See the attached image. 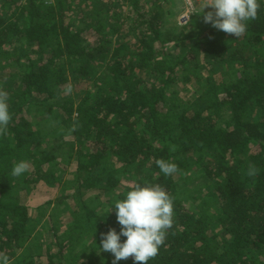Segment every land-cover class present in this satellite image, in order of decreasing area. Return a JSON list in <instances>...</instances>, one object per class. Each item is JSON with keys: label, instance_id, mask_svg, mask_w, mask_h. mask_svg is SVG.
<instances>
[{"label": "trees", "instance_id": "16d2710c", "mask_svg": "<svg viewBox=\"0 0 264 264\" xmlns=\"http://www.w3.org/2000/svg\"><path fill=\"white\" fill-rule=\"evenodd\" d=\"M124 1L136 14L133 30L142 28L140 62L127 45L113 42L122 27L119 17L107 23L82 19L79 25L75 17L66 21L65 14L80 12L77 0H0V53L14 44L19 72L0 79L12 114L8 135L0 136V252L10 264H109L115 257L102 251L101 234L110 228L120 232L115 201L135 183L147 181L175 197L174 225L148 264H264V4L259 1L258 18L248 21L246 33L237 38L212 26L198 36L171 28L165 33L166 10L159 0L151 2L149 14L140 11L139 0ZM17 12L23 13L21 24ZM89 27L99 33L90 43L82 37ZM169 38L175 52L187 46L186 40L189 50L168 54ZM199 62L197 96L179 98L170 83L189 81ZM137 69L158 73L161 82L148 85ZM223 72L229 73L225 80ZM68 82L73 95L52 101L58 95L52 86ZM35 107L46 109L56 146L45 139L44 118L27 117ZM74 121L79 128L68 135ZM72 149L79 167L75 185L68 192L60 187L58 197L31 207L30 216L31 191L40 181L58 187ZM161 158L176 163L179 171L165 176L155 163ZM21 160L30 169L14 177L12 169ZM250 163L259 169L255 177L246 175ZM207 185L208 191L200 193ZM94 190L104 197L101 206L70 211L59 237L43 246L42 234L55 230L59 221L47 206ZM211 230L220 235L218 248L211 246ZM25 242L22 257L14 260L15 248ZM51 244L57 248L54 255Z\"/></svg>", "mask_w": 264, "mask_h": 264}, {"label": "rangeland", "instance_id": "374dc122", "mask_svg": "<svg viewBox=\"0 0 264 264\" xmlns=\"http://www.w3.org/2000/svg\"><path fill=\"white\" fill-rule=\"evenodd\" d=\"M80 3V12H78L76 15L73 13V10H68L65 12L66 14V21H71L73 18H76V24L82 25V19H85L87 23H90L91 21H95L96 19H101L104 23L107 22H113L117 20L119 17V20L122 22V27L120 28V31L112 35L113 42L116 44H125L128 47L129 51H132L133 54H136L135 61L140 62L142 59H144L143 54H138L139 52H144V45L143 43L139 42L138 39V33L142 30V28H137L136 30H133V27L136 25V14L132 12L131 8L128 6L126 1L124 0H77ZM153 0H139V8L142 13L149 14L151 9V2ZM163 7L165 8L166 12H164V19L165 24L163 27V32L167 33L169 31V28L174 30H183L188 31L192 30L194 31V35L198 36L200 34H203L207 32L211 28V24H206L203 20V14L207 13L208 11H211V8H205L204 13L200 7V0H196L194 2V12L192 13V21L188 26H185L184 28H180L178 23L176 22L175 15L180 12V8L182 7V2L179 3V1L176 0H159ZM50 2V0H48ZM50 3H53V0H51ZM9 8H14L15 6L11 4H7ZM76 6V3L72 5V8ZM91 9H94L95 13L93 16V11ZM98 13V14H97ZM17 22L21 24L23 22V13H18ZM91 16V17H90ZM90 17V18H88ZM87 18V19H86ZM108 26H105L107 28ZM82 37L88 41L89 43L92 42L94 39H97L99 37V33L94 30V27L86 28L82 32ZM175 41L173 38H169L166 40V47L168 50V54L172 53H181L183 51H188L190 48V42L189 40H186V47H177L176 52L173 48ZM14 44L7 45L5 48H2V52L0 53V79H5L6 77L10 78H16L17 75H19L18 68H17V57L16 55L13 56V53L15 50H13ZM5 50V51H4ZM194 52V51H193ZM189 53V52H187ZM195 55V54H194ZM200 54H197V58ZM35 54H32V57H34ZM198 60V59H197ZM146 62V59L144 60ZM22 64L24 65V62L22 61ZM203 66L199 62V67L191 71L190 73V80L189 81H181L180 79L176 80V82L170 83L171 86L169 87L170 91H174L175 94L178 95L181 99H194L197 96L198 91L200 90V85L198 80L196 79V76L200 77L202 74ZM137 73H139L140 76L144 77V79L147 81L148 85H154L161 82V78H158L157 75H159L156 72H150L148 74H145L144 71H140L139 69L136 70ZM228 74L226 72H223L221 74V78L223 80L228 78ZM70 84V82L62 85L60 88L56 85L52 86V90L56 92L57 97L52 101L57 102V99L60 96H67L73 95V91L71 94L65 95L64 90L65 87ZM27 117L32 120L36 118H44L45 115L47 117V111L44 108L35 107L34 109H31L29 112H27ZM32 113V115L30 114ZM43 125L47 132L45 136V139L47 141L53 142L55 139V135L51 128V122L44 118L42 120ZM50 124V125H49ZM55 142V143H54ZM54 146H56V142L58 140L54 141ZM77 145L75 144L73 149H76ZM73 149L71 151L72 153V159L70 158V161L68 165H66L65 168H63L62 171L59 172L60 175V182L57 188H51L46 185H44L41 181L36 185L33 191H31L30 195L28 196L27 205L30 206V216H32L34 213L32 212V208H34L36 205H39L48 199H55L58 197L61 193L60 187H64L65 190L68 192L70 191L73 186L76 183V174H77V168L75 163H73V160H75V154H73ZM82 164H85V162H82ZM190 173L193 175V178L195 177V174L193 173L194 167L190 166ZM80 171H83V168H80ZM205 179L196 177L197 183H204ZM195 183L189 182V186L191 188L197 189V187L194 185ZM200 193L204 194L208 191V185L202 186L199 189ZM196 195V190L193 191ZM63 193L64 190H63ZM104 197L103 196H97V190L87 192L86 194L82 195L80 198H68L65 200L64 203L59 204L58 202H54L52 204H49L47 208L49 209V213L56 214L59 217V221H56L57 224H54L55 230L48 229V233L44 232L42 234V244L43 246H47V243H52L54 241V235L56 237H59L61 234V230L64 228V224L67 222H70L71 219V212L70 211H81L83 210V205H86L90 209H98L102 202ZM197 198L190 201L191 205H195L197 202ZM194 207V206H193ZM34 216L33 218H35ZM36 221L39 223L42 221L35 218ZM52 221V220H50ZM53 222H51V225L49 227L53 228ZM62 225V226H61ZM39 228H37L38 230ZM209 239L212 240V247L218 248L220 246V235L218 234L217 230H211V232L208 233ZM33 238V237H31ZM30 238V239H31ZM37 241V240H36ZM26 243H20L19 246L15 248V256L13 257L14 260L19 259L23 255V249L26 246ZM86 243V241H85ZM51 249L49 250L51 254H56L57 248L51 244ZM217 251V249H216ZM218 252V251H217ZM12 259V260H13ZM42 259V258H41ZM115 259V258H114ZM112 257H110L109 264H112V261L114 260Z\"/></svg>", "mask_w": 264, "mask_h": 264}, {"label": "clouds", "instance_id": "9594fccd", "mask_svg": "<svg viewBox=\"0 0 264 264\" xmlns=\"http://www.w3.org/2000/svg\"><path fill=\"white\" fill-rule=\"evenodd\" d=\"M200 7L203 13L205 8H211V11L203 14L206 24L240 38L247 31V22L258 18L260 3L259 0H200ZM72 91V85L68 84L64 93L67 95ZM11 120L9 93L0 88V136L8 135ZM78 128L79 124L74 121L67 129V134L71 135ZM170 150L175 152L176 146L173 145ZM155 163L165 176L179 171L174 162L161 158ZM29 169L30 163L21 160L14 165L11 175L20 177ZM258 172L256 165L250 163L246 175L255 177ZM174 199L160 184L145 181L135 183L125 193V198L115 201L114 209L121 226L120 232L110 228L107 233L101 234L102 251L110 252L115 257L112 264L129 258L135 264H148L149 260L159 254L160 248L165 245L169 229L174 225ZM121 236L126 237V240L121 242ZM0 264H10L9 256L2 252Z\"/></svg>", "mask_w": 264, "mask_h": 264}, {"label": "built area", "instance_id": "2783aa9c", "mask_svg": "<svg viewBox=\"0 0 264 264\" xmlns=\"http://www.w3.org/2000/svg\"><path fill=\"white\" fill-rule=\"evenodd\" d=\"M182 2V7L180 8V12L175 15L176 22L180 26V28H184L188 26L192 21V13L194 12V2L196 0H176ZM264 4V0H259Z\"/></svg>", "mask_w": 264, "mask_h": 264}]
</instances>
